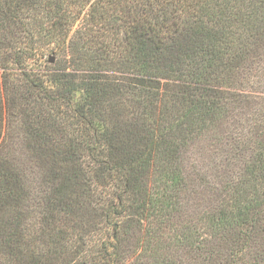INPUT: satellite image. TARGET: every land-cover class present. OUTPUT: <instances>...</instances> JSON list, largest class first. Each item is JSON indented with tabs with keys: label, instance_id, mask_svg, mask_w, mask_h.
Returning <instances> with one entry per match:
<instances>
[{
	"label": "trees",
	"instance_id": "16d2710c",
	"mask_svg": "<svg viewBox=\"0 0 264 264\" xmlns=\"http://www.w3.org/2000/svg\"><path fill=\"white\" fill-rule=\"evenodd\" d=\"M0 264H264V0H0Z\"/></svg>",
	"mask_w": 264,
	"mask_h": 264
},
{
	"label": "rangeland",
	"instance_id": "374dc122",
	"mask_svg": "<svg viewBox=\"0 0 264 264\" xmlns=\"http://www.w3.org/2000/svg\"><path fill=\"white\" fill-rule=\"evenodd\" d=\"M201 151H204L205 153H203V155H205V160H206V162L208 161V159H209V155L211 156V154H210V146L209 145H206V143H205V146L203 147H201ZM196 154H198V152H197V150H195V153H193V156H196Z\"/></svg>",
	"mask_w": 264,
	"mask_h": 264
},
{
	"label": "water",
	"instance_id": "95a60500",
	"mask_svg": "<svg viewBox=\"0 0 264 264\" xmlns=\"http://www.w3.org/2000/svg\"><path fill=\"white\" fill-rule=\"evenodd\" d=\"M50 60H51V62H52V61H54V58H53V57H51V58H50Z\"/></svg>",
	"mask_w": 264,
	"mask_h": 264
}]
</instances>
